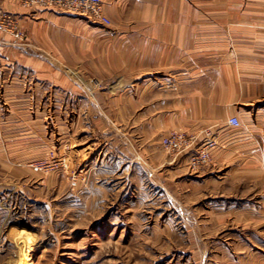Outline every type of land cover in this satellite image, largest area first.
I'll return each instance as SVG.
<instances>
[{"label":"rangeland","instance_id":"374dc122","mask_svg":"<svg viewBox=\"0 0 264 264\" xmlns=\"http://www.w3.org/2000/svg\"><path fill=\"white\" fill-rule=\"evenodd\" d=\"M185 2V8L173 11L150 10L195 21L190 37L183 31L189 25L160 26L182 29L186 40L173 46L182 56L166 72L143 74L137 94L125 90L124 57L116 58L117 76L111 81L107 71L92 75L70 69L82 94L100 98L79 106L84 115L73 131L67 130L61 91L54 84L26 74L12 85V76L0 73V264H264V0ZM102 8L110 24L99 25L100 32L122 40L119 52L125 35L159 27L121 25L120 18L131 20L142 11L118 10L111 16L103 0ZM16 42L27 44L26 39ZM107 44L102 43L103 50ZM100 59V68L107 69V56ZM45 60L54 70H69L59 57ZM91 109L115 137L116 149L110 147L111 155L116 150L115 162H94L92 156L108 154V133L98 145L86 146L94 133L93 122L85 119ZM234 118L238 128L229 123ZM83 130L89 131L84 140ZM181 130L199 142L212 132L218 143L213 156L223 152V172L235 176L244 160L246 175L255 174L256 184L245 186V198L257 209L239 218L241 227L218 224L214 216H191L195 207H206L204 201L189 200L187 186L152 179L157 171L137 138L159 136L164 154L176 161L184 156L162 142ZM242 144L257 151L238 155ZM249 162H256L254 169Z\"/></svg>","mask_w":264,"mask_h":264},{"label":"crops","instance_id":"0c3cea01","mask_svg":"<svg viewBox=\"0 0 264 264\" xmlns=\"http://www.w3.org/2000/svg\"><path fill=\"white\" fill-rule=\"evenodd\" d=\"M18 1L0 0V9L20 16V27L27 35V44L21 45L11 36L0 32V73L1 75L6 74L8 77L12 76L10 81L12 85L23 82L22 76L32 74L37 80L54 84L55 88H59L61 103L65 107L64 120L67 122L68 131L70 128L73 131L76 122H81L83 119L84 112L80 110V105L100 103L99 96L94 101V99L82 94L80 89L75 86L73 77L69 74L70 69L81 70L79 72H88L92 75L100 74L101 71L106 73L107 71L108 80L111 81L112 78L117 76L116 58L118 56L124 57L125 90L137 94V89L143 87V74L166 72L169 67L175 65V59L182 56L180 51L173 48L176 42L186 40V36L180 37L182 29L176 27L165 29V27L160 26L189 25L188 28H183V31H187L190 37L191 22L195 21L191 17H165L155 16V13L150 14V10L173 11L174 9L185 8L186 0H103L104 8L111 16L117 15L118 10H120V13L129 9L142 11L139 12L140 15H135L131 20L127 15L124 19L120 18L121 25L160 27H147L146 30L141 28L138 33L125 35V48L119 52L117 47L122 40L118 41L117 35L113 33L102 34L99 25L93 24L85 18L51 10L41 9L31 13L25 12L19 7ZM145 12L146 14H144ZM167 32L168 34H166ZM104 42L108 44L103 45L105 47L103 50L102 43ZM184 55L186 56V54ZM105 56L108 59V68L101 69L100 62L102 63V60L100 58ZM46 57L61 58V62L69 70L61 72L54 70L52 62L45 60ZM54 81L57 82L54 83ZM161 83L164 85L166 82L162 81ZM167 83H170L171 87L178 86L176 81H168ZM153 84L160 86L159 82H153ZM147 85H149L148 82H146ZM186 85L189 84L185 83L184 86L182 84L183 87H186ZM145 97V94L141 92V100ZM132 98L135 99V96ZM76 108L79 110L78 113H76ZM208 114V112H205V120L211 119V117L210 119L207 118ZM89 118L93 122L92 131L94 133L86 146L98 145V142H101V135L108 133L106 142V145L109 146L108 154H104L103 157L99 151L98 155L96 153L92 154L95 158L94 162L99 163L102 160L103 163L106 159L108 163L115 162L116 150L112 155L110 151L111 146L116 149V141L113 142L115 137L111 136V131L104 123H100L101 120L98 117L93 116L92 109L85 119L88 120ZM79 126L82 127L80 123ZM82 133L83 140L89 137L88 130H83ZM68 136L69 133L67 132V138L69 139ZM159 139L161 138L157 135L149 138L147 135L140 134L136 144L141 146L142 153L146 156V161L150 163L152 170L157 171L156 174H152V179L162 177L167 178L168 183L172 185L187 186L189 200L205 202L206 207L202 209L195 207L194 212L190 211L191 216H204L205 220H209V216H214L216 218L215 222L218 224L229 225V223H233V226L236 225L239 228L243 225L242 222L239 223V218H243L246 212L252 216L255 214L257 208L251 204L253 200H246L245 198V186H255L257 178L254 173L253 176H249V172L246 175L244 160L238 164L236 175L230 176V172H223V162L221 161L223 152L218 149L214 153L212 165L191 171L187 157H180L176 161L168 159L160 146ZM67 141L69 142V140ZM76 149L74 148L75 152H78L80 148L77 147ZM236 149L238 155L257 151L256 146H246L244 144L238 145ZM127 158L130 159L128 154ZM249 164L254 169L256 162H252V165L249 162ZM252 191L255 193L254 188ZM222 209H226V211ZM195 223L197 225V222Z\"/></svg>","mask_w":264,"mask_h":264},{"label":"built area","instance_id":"2783aa9c","mask_svg":"<svg viewBox=\"0 0 264 264\" xmlns=\"http://www.w3.org/2000/svg\"><path fill=\"white\" fill-rule=\"evenodd\" d=\"M18 4L22 10L30 13L44 9L85 18L97 25L110 24L109 19L103 14L102 0H19ZM0 32L19 42L26 39L25 33L20 28V16L17 14L0 11ZM229 123L234 128L240 125L237 118L230 119ZM162 144L169 152L186 156L192 170L211 163L213 151L218 146L212 132L204 133L202 141L199 142L197 137L187 130L172 132L164 138Z\"/></svg>","mask_w":264,"mask_h":264}]
</instances>
